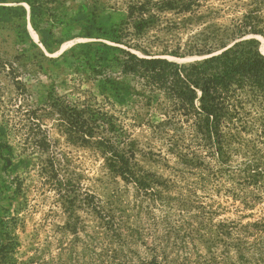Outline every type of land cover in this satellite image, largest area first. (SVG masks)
Here are the masks:
<instances>
[{
    "label": "rangeland",
    "instance_id": "374dc122",
    "mask_svg": "<svg viewBox=\"0 0 264 264\" xmlns=\"http://www.w3.org/2000/svg\"><path fill=\"white\" fill-rule=\"evenodd\" d=\"M40 2L37 12L0 0L9 264H264V182L243 172L246 159L264 168V137L241 133L222 155L192 121L156 127L160 105L118 63L121 49L202 59L243 36L251 15L264 30V0ZM246 36L264 53L260 34ZM73 108L105 122L84 137L63 115ZM107 145L139 182L110 164Z\"/></svg>",
    "mask_w": 264,
    "mask_h": 264
},
{
    "label": "trees",
    "instance_id": "16d2710c",
    "mask_svg": "<svg viewBox=\"0 0 264 264\" xmlns=\"http://www.w3.org/2000/svg\"><path fill=\"white\" fill-rule=\"evenodd\" d=\"M40 5V0H32L31 6L37 12L41 11ZM247 18L245 25L248 30L241 31L243 36L231 45L189 63H180L165 56H140L121 49L125 53V57L118 60L122 72L140 78L145 87L142 91L149 92L146 96L148 102L155 100L160 105L162 120L156 127L174 121H192L197 133L204 135L219 154L226 153L232 143H239L241 133L256 131L257 136L264 137V53L257 38L246 36L260 34L264 40V30L259 28L257 17L251 15ZM142 91L138 94H143ZM157 92L167 104H161L155 94ZM63 115H66L67 124L84 137H92L99 124L105 122L104 119L100 123L97 119L88 118L76 108L63 111ZM107 148L111 152L110 164L123 176L139 182L126 153L108 145ZM0 158L4 164L9 162L7 157ZM219 161L223 163L224 158H219ZM243 164L247 178L254 181L262 178L264 182V168L256 158L246 159ZM5 184V181L0 183V200L10 198L5 196L9 192ZM0 208L4 209L3 205L0 204ZM6 222L0 219L1 233L6 240L0 243V264H9L13 260V248L17 245L15 237L6 231ZM142 264L161 263L153 258Z\"/></svg>",
    "mask_w": 264,
    "mask_h": 264
}]
</instances>
